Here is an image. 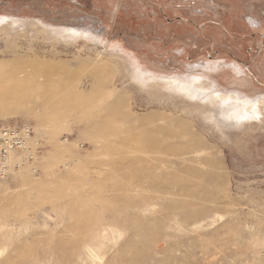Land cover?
<instances>
[{"label":"rangeland","instance_id":"rangeland-1","mask_svg":"<svg viewBox=\"0 0 264 264\" xmlns=\"http://www.w3.org/2000/svg\"><path fill=\"white\" fill-rule=\"evenodd\" d=\"M262 98L264 0H0V264H264Z\"/></svg>","mask_w":264,"mask_h":264},{"label":"built area","instance_id":"built-area-1","mask_svg":"<svg viewBox=\"0 0 264 264\" xmlns=\"http://www.w3.org/2000/svg\"><path fill=\"white\" fill-rule=\"evenodd\" d=\"M30 143L36 144L28 125L0 124V182L8 176L12 162L18 167L35 159L36 149Z\"/></svg>","mask_w":264,"mask_h":264},{"label":"bare ground","instance_id":"bare-ground-1","mask_svg":"<svg viewBox=\"0 0 264 264\" xmlns=\"http://www.w3.org/2000/svg\"><path fill=\"white\" fill-rule=\"evenodd\" d=\"M70 32H73V31H70ZM172 82H173V80H169L166 83H164V86L168 87ZM193 82H194L195 88L198 89L200 91V93L207 94L211 97L209 104H207V108L214 109L213 106L218 105L217 100H225L226 99V96H224V95L219 96L213 87H211V88L208 87L209 85L202 82L201 80L195 79V80H193ZM177 87L180 88V85L177 84ZM243 106L245 107L246 112L256 114L258 117H260V119H262L261 122L264 123V98L256 100V101L251 102V103H245V104H243Z\"/></svg>","mask_w":264,"mask_h":264}]
</instances>
